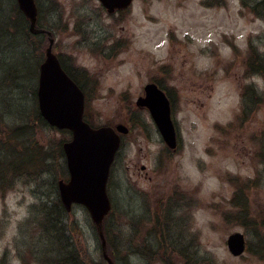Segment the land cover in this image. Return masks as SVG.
<instances>
[{"label": "rangeland", "instance_id": "374dc122", "mask_svg": "<svg viewBox=\"0 0 264 264\" xmlns=\"http://www.w3.org/2000/svg\"><path fill=\"white\" fill-rule=\"evenodd\" d=\"M36 2L53 52L85 93V118L128 128L107 182V255L264 264V0H134L116 15L98 0ZM15 6L0 0V264H57L56 255L69 264L65 243L83 263L107 264L86 208L61 204L70 134L36 112L49 40L26 37ZM149 82L170 100L174 149L136 105ZM48 213L62 229L44 222ZM235 232L246 241L236 256L226 243Z\"/></svg>", "mask_w": 264, "mask_h": 264}, {"label": "water", "instance_id": "95a60500", "mask_svg": "<svg viewBox=\"0 0 264 264\" xmlns=\"http://www.w3.org/2000/svg\"><path fill=\"white\" fill-rule=\"evenodd\" d=\"M19 9L29 20L32 33L42 32L36 27L37 7L34 0H16ZM131 0H101L111 12L115 7H125ZM44 60L39 65L37 100L38 109L45 121L58 129H68L71 139L62 145L69 179L58 181L60 200L67 211L72 204L83 205L101 239L102 254L108 264H114L105 250L102 223L111 208L106 183L111 163L120 145V133L127 127L104 125L92 127L83 119L84 93L61 67L52 51L53 38L50 32ZM138 107H146L160 132L164 143L176 147V131L170 115V103L165 93L155 83L144 86V95L136 99ZM227 247L231 254L244 251V236L240 232L228 236Z\"/></svg>", "mask_w": 264, "mask_h": 264}, {"label": "trees", "instance_id": "16d2710c", "mask_svg": "<svg viewBox=\"0 0 264 264\" xmlns=\"http://www.w3.org/2000/svg\"><path fill=\"white\" fill-rule=\"evenodd\" d=\"M15 10H16V12H17V16L14 18V19H16V18H20L23 22V24H24V30L22 31L23 32V34L26 36V37H29V38H31V39H33V38H37V40H41L40 38H41V36L42 35H33V34H31L29 31H28V27H27V22H26V19L24 18V16H23V14L20 12V10L18 9V8H16V6H15ZM12 23H14L15 25L14 26H12L13 28L14 27H17V24L16 23H18V21L15 23L14 21H12ZM38 26H40V27H42V24H41V21H40V18H39V22H38ZM62 66H63V64H62ZM63 68L65 69V71L73 78V76L71 75V73L63 66ZM74 79V78H73ZM36 112H38L37 110H36ZM38 119H40V120H43L42 119V117L40 116V114H39V112H38ZM70 134V133H69ZM64 209V208H63ZM61 211H62V209H61ZM44 222H46L50 227H52L53 229H54V231H56V230H58V227L60 228V229H62V226L59 224V221L57 220H55L54 219V217L52 216V214H50V213H48V214H46L45 215V219H44ZM46 224V225H47ZM261 227H262V224H261ZM260 227V228H261ZM57 242H60V240H57ZM56 241L54 242V243H57ZM68 245V247H67V249H65V251L62 253L64 256H65V258L67 259V261H63L64 263H69V264H81V263H83L82 261H81V255H79V253H77V251L76 252H74V250L72 249V247H71V244L70 243H65L64 244V247L65 246H67ZM59 248H60V246H59ZM59 250H62V247H61V249H59ZM111 252V254L112 255H114V251L113 250H111L110 251ZM116 254V253H115ZM61 257L62 255H56L55 257L58 259V262H57V264H62V261H61V259L59 258V257ZM83 264H85V263H83Z\"/></svg>", "mask_w": 264, "mask_h": 264}, {"label": "flooded vegetation", "instance_id": "af4514ba", "mask_svg": "<svg viewBox=\"0 0 264 264\" xmlns=\"http://www.w3.org/2000/svg\"><path fill=\"white\" fill-rule=\"evenodd\" d=\"M132 1H134V0H132ZM102 6V5H101ZM130 8H131V5H129L127 8H122V9H116V10H114L113 12H111V13H109L110 15H116V14H118V13H123V12H126V11H128V10H130Z\"/></svg>", "mask_w": 264, "mask_h": 264}]
</instances>
